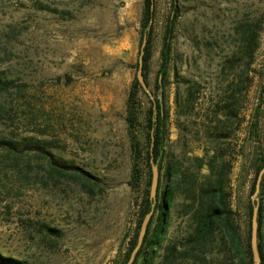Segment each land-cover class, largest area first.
I'll list each match as a JSON object with an SVG mask.
<instances>
[{
    "label": "rangeland",
    "instance_id": "1",
    "mask_svg": "<svg viewBox=\"0 0 264 264\" xmlns=\"http://www.w3.org/2000/svg\"><path fill=\"white\" fill-rule=\"evenodd\" d=\"M173 2L178 13L163 81L161 52ZM153 4L145 71L149 93L137 87L134 101L133 134L141 151L136 160L126 102L137 81L143 0H0V81L5 85L0 90V139L14 141L22 150L18 155L0 148L3 256L21 264H119L135 231L136 204L151 177L149 112L159 101L168 114L165 152L178 156L185 146L190 159L202 156L204 112L226 80L238 79L246 69L250 29L258 33L259 47L248 70L254 79L248 104H260L259 137L264 142V0ZM174 70L179 79L201 86L197 109L187 117L176 110ZM37 144L51 155L35 152ZM55 163L68 169L57 172ZM134 164L142 175L139 188L130 184ZM254 179L249 148L244 158L231 162L229 178V207L244 243ZM185 209L178 195L153 264H208L185 247ZM262 234L264 250V227ZM173 245L187 254L170 255L167 249ZM216 247L209 264H230L222 247Z\"/></svg>",
    "mask_w": 264,
    "mask_h": 264
},
{
    "label": "trees",
    "instance_id": "2",
    "mask_svg": "<svg viewBox=\"0 0 264 264\" xmlns=\"http://www.w3.org/2000/svg\"><path fill=\"white\" fill-rule=\"evenodd\" d=\"M174 1V0H173ZM177 6L173 2L172 14L168 19L167 32L163 41L161 52L160 77L163 81L167 79L168 65L170 63L171 40L173 28L177 19ZM154 20L153 0H143V9L140 20L142 37L146 38V45L142 55V74L146 82V68L150 59V45L152 41V23ZM245 43V53L250 60L245 63L244 69L238 79L226 80L225 86L217 91L211 103H209L203 116L204 138L207 140L202 147L203 154L200 157H188L189 149L182 147L178 156L174 153L165 152L164 143L167 134L166 121L168 114L163 105L157 101L156 110L151 109L147 118V166L149 162L156 163L159 170V184L157 190V203L154 214L147 227L143 243L132 264H153L157 250L161 247L167 233L173 201L179 195L185 209L184 216L189 217V233L184 238L186 249L199 252L201 258L210 263L212 252L216 248L223 249L225 259L230 264H252L250 250V219L252 214V202H248L249 229L245 243L241 237L239 225L235 214L230 210L228 191V172L231 162L246 156L247 149L254 156L255 179L250 194L255 191L256 182L260 172L258 192V252L260 264H264V250L261 243L264 227V142L259 137L258 113L260 104L250 107L248 95L254 79L249 77V66L253 55L259 47L258 33L253 29L248 31ZM231 62V66H232ZM176 91L174 102L176 110L181 116L187 117L194 110L202 94L201 86L189 79H179L177 72L173 73ZM68 79V78H67ZM180 84L182 87H180ZM195 85V86H194ZM260 88L262 84L260 83ZM4 83L0 81V90H4ZM140 87L136 81L130 89L126 102V124L133 159L141 156L139 142L136 140L133 130L137 123V112L135 107L136 89ZM261 93H258L260 97ZM236 125V127H233ZM241 137H238L237 134ZM237 141L232 143L233 138ZM27 140V139H26ZM179 141V139L177 140ZM263 142V143H262ZM39 144V143H38ZM34 146L35 152L51 155L41 145ZM0 148L16 154L22 152L14 141L0 139ZM19 155V154H18ZM190 160L193 165H190ZM137 162V161H136ZM57 172H64L67 166L55 163ZM134 164L131 170L130 184L139 188L142 175ZM202 169L206 173L201 175ZM65 173V172H64ZM150 178L145 183L139 202L136 204L137 222L135 231L127 244V249L122 254L119 264H126L131 251L136 246L137 235L143 217L150 211L151 201L149 199L148 187ZM90 190L89 192H91ZM181 245L168 248L171 254L178 253L181 256L187 254ZM0 264H21L11 257L0 254Z\"/></svg>",
    "mask_w": 264,
    "mask_h": 264
},
{
    "label": "water",
    "instance_id": "3",
    "mask_svg": "<svg viewBox=\"0 0 264 264\" xmlns=\"http://www.w3.org/2000/svg\"><path fill=\"white\" fill-rule=\"evenodd\" d=\"M146 45V38L143 37L141 48H140V55H139V67L136 74V79L141 88L146 92H148V87L144 81L143 74H142V55L143 50ZM65 80V77H63ZM263 171L260 172L259 178L256 182L255 191L251 196V202H252V214L250 219V250L252 255V264H260V256L258 252V221H257V213H258V192H259V183H260V177L262 175ZM158 184H159V170L156 163L151 162V177H150V187H149V199L151 201V207L150 211L143 217L140 223V228L137 235V242L136 246L133 248V250L130 253L129 259L126 264H132L134 262V259L138 253V251L141 248V245L143 243V239L146 234L147 227L150 223V220L154 214L155 205L157 203V190H158Z\"/></svg>",
    "mask_w": 264,
    "mask_h": 264
},
{
    "label": "flooded vegetation",
    "instance_id": "4",
    "mask_svg": "<svg viewBox=\"0 0 264 264\" xmlns=\"http://www.w3.org/2000/svg\"><path fill=\"white\" fill-rule=\"evenodd\" d=\"M230 178V168H229V172H228V179ZM228 191H229V183H228ZM230 193V191H229Z\"/></svg>",
    "mask_w": 264,
    "mask_h": 264
}]
</instances>
